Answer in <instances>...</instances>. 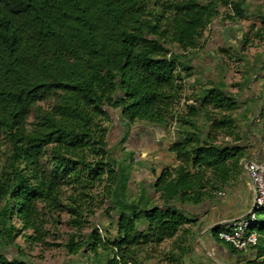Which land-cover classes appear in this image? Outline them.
<instances>
[{"label":"trees","instance_id":"1","mask_svg":"<svg viewBox=\"0 0 264 264\" xmlns=\"http://www.w3.org/2000/svg\"><path fill=\"white\" fill-rule=\"evenodd\" d=\"M251 10L249 0H0V264H35L33 247L59 245L48 238L63 212L65 253L103 250L106 264H141L145 248L189 233L187 205L238 179L249 158L236 95L219 80L184 94L192 59L221 13L254 15L263 40L264 6ZM113 110L126 128L122 151L135 122L176 128L167 148L176 164L149 167L154 180L131 199L135 155L126 170L109 154ZM217 131L231 140L217 143ZM103 195L109 225L84 232Z\"/></svg>","mask_w":264,"mask_h":264},{"label":"rangeland","instance_id":"2","mask_svg":"<svg viewBox=\"0 0 264 264\" xmlns=\"http://www.w3.org/2000/svg\"><path fill=\"white\" fill-rule=\"evenodd\" d=\"M249 1L251 2V11H255L258 8V5L264 6L262 4L264 3V0ZM222 16L223 14L221 13L220 16L213 20L205 31L204 42L198 48L192 59L194 71L190 79L193 80L186 82L187 85L184 94L187 96L196 93L203 85H208L212 81H221L224 89L236 95L240 100L241 107L239 109V114H235V116L238 124L243 128L244 137H248L247 135L249 134L255 138L256 136L252 133L254 128L259 129L260 135L264 136V39H259L253 35L255 27L257 25L260 26V23L254 15H248L246 18L233 21L223 20ZM243 37L248 38L246 43L243 42ZM220 48H225L226 51L222 52ZM184 108V105L179 104L178 109L180 111H183ZM240 113L245 116H240ZM111 114L112 118L108 123L110 131L107 137L108 148L110 151L109 154L112 158L122 161L127 170L130 161H126L124 158L130 159L128 152L131 151L132 146L137 142V136L134 135L143 130V126L147 128L153 126L150 124L143 125L139 122L132 124L129 134V136L132 135V139L129 142V145L132 144V146L124 145L125 150H128L125 152L122 151V144L120 143L121 137L125 135V125L121 121L120 114L117 110L111 111ZM198 123L201 125L203 120L200 119ZM246 125L248 127L247 130L244 129ZM206 127L207 126L205 125V128ZM158 130L159 129H156V131ZM161 130L160 134L157 132V135L153 136L156 140L152 138L148 131H146L147 135L143 133L146 138L145 144L147 147L142 145L143 149L139 151L140 154H136V159L139 160L140 158V164H135L138 163V161L134 158V164L131 166L133 167V170L128 190L126 192L127 198H134L140 188V186H135L134 179L136 171L138 172L139 169H142L143 167H149L147 164L154 161L156 155H164V150L167 149L169 142L176 136V128L174 132L173 124L169 126V129ZM211 135L216 137L215 141L217 143H224L231 140L229 136H224L219 131L213 132ZM262 138L263 137L260 139ZM158 148L159 151H156ZM2 158L3 157L0 154V159ZM150 177L149 181L145 184H150L154 180L151 173ZM101 188V186L95 188L93 193L98 195L97 193H99ZM66 194L67 193H65L64 196H66ZM100 199H102V202L101 204H98ZM108 206L107 198L104 195L93 201L94 213L89 215L90 225L84 228V232H88L92 225L96 226L97 224L101 228L103 225H109L110 219L106 214ZM68 217V214L63 212L61 215L62 222L58 224L56 230L54 231V229L50 227L51 234L48 238L49 241L51 243L60 244L57 246L52 245L43 250H41L40 246L33 247L29 254L30 260L33 263L57 264L60 262L64 254L67 255L61 243H63L67 239L68 234L72 232L71 228L65 223ZM263 222L264 208L256 211V221L253 224V229L259 232V228L263 225ZM17 242L24 245V241L21 238H18ZM165 242L159 246V254H162L163 257L166 256L161 252L164 251L163 249L166 247ZM40 251H42V256L39 257ZM81 257L89 264H106L108 253L99 250L97 254L88 253L83 254Z\"/></svg>","mask_w":264,"mask_h":264},{"label":"crops","instance_id":"3","mask_svg":"<svg viewBox=\"0 0 264 264\" xmlns=\"http://www.w3.org/2000/svg\"><path fill=\"white\" fill-rule=\"evenodd\" d=\"M156 129L159 130L156 131ZM146 131L155 139L153 136L157 135V132L160 134L162 130L158 127H143V130L134 135L137 136V142L133 146L132 144L130 145L132 146L131 151L134 152L135 159L136 154H140L139 151L143 149L142 147H147L145 144L146 138L143 135V133L146 134ZM252 131L254 136H256L255 138L248 134V137H244V140L241 141L243 145H247L250 148H248L250 157L247 160L264 162V136L260 135L259 129L254 128ZM260 136L263 137V140L260 139ZM131 139L132 135L127 138L128 141L126 140L123 145L130 146L129 142ZM156 151H159V148ZM155 157L154 161L149 162L147 165L149 167L152 165L158 171L163 166H174L176 164L174 154L168 152L167 149L164 150V155L160 154ZM136 161H138V163H135L137 165L141 162L140 158L139 160L136 159ZM149 167H143L138 172L136 171L135 186L138 187L142 183L145 184L149 181L151 173ZM220 191L222 194H218ZM252 191V185L243 171L238 179L216 191L209 199L195 206L187 205L188 213L196 220L192 224H185V229L187 228L189 233L183 236L184 233L180 235L182 231H179V235L166 239V242L163 241L166 245L165 249H163L164 251H161L166 255L164 257L159 254V246L163 242L159 245L145 248L139 253V257L142 258L141 264H251L256 257L261 263L264 262V249L259 246L260 237L264 241V233L260 235L256 246L251 247L247 251H236L228 243L218 239L212 233V229L216 225L225 228L232 219L243 216L249 211L253 201ZM262 240L260 241L261 244ZM82 255L83 253L76 255L64 254L57 264H89L81 257Z\"/></svg>","mask_w":264,"mask_h":264},{"label":"built area","instance_id":"4","mask_svg":"<svg viewBox=\"0 0 264 264\" xmlns=\"http://www.w3.org/2000/svg\"><path fill=\"white\" fill-rule=\"evenodd\" d=\"M242 168L252 185V206L245 215L232 219L216 234L218 239L228 243L236 251H247L256 246L260 234L253 229V224L256 221V211L264 208V162L245 160Z\"/></svg>","mask_w":264,"mask_h":264}]
</instances>
